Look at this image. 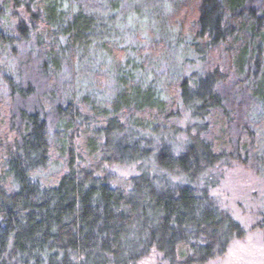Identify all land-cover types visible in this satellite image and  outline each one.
<instances>
[{
	"label": "trees",
	"instance_id": "obj_1",
	"mask_svg": "<svg viewBox=\"0 0 264 264\" xmlns=\"http://www.w3.org/2000/svg\"><path fill=\"white\" fill-rule=\"evenodd\" d=\"M230 165L264 181V0H0V264H211Z\"/></svg>",
	"mask_w": 264,
	"mask_h": 264
},
{
	"label": "rangeland",
	"instance_id": "obj_2",
	"mask_svg": "<svg viewBox=\"0 0 264 264\" xmlns=\"http://www.w3.org/2000/svg\"><path fill=\"white\" fill-rule=\"evenodd\" d=\"M182 140L178 135L167 144L181 148ZM130 171L121 169L118 172L123 175ZM215 181L214 196L240 222L245 232L224 256L211 264H264V237L258 226L264 216V181L240 165L225 167ZM164 182L165 186L173 185L177 178L166 176ZM141 264H154V260L145 259Z\"/></svg>",
	"mask_w": 264,
	"mask_h": 264
}]
</instances>
